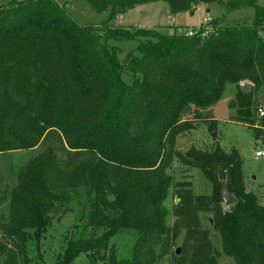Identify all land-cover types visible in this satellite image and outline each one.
<instances>
[{
    "label": "trees",
    "instance_id": "obj_1",
    "mask_svg": "<svg viewBox=\"0 0 264 264\" xmlns=\"http://www.w3.org/2000/svg\"><path fill=\"white\" fill-rule=\"evenodd\" d=\"M85 1L97 12L110 9L108 20L79 24L58 0L0 5V153L44 144L9 192L10 219L0 221L1 264H29L28 240L39 248L59 213L74 214L90 234L68 238L54 264H71L80 253L91 264H157L183 228L186 240L175 260L219 264L201 227L202 211L212 212L209 223L225 255L236 264H264V203L246 190L239 150L175 148L229 84L236 87L230 104L236 118L263 138L264 116L257 124L256 114L264 102V5L224 3L230 11L254 7L250 25L213 19L192 34H162L113 20L150 2L166 1L177 14L220 0ZM137 39L138 48L121 60L113 42ZM245 81L253 84L248 93L241 89ZM175 158L201 170L212 183L209 195L193 194L187 181L174 184ZM220 170L236 198L227 209ZM172 186L177 201L170 226ZM125 235L129 245L119 257L112 240Z\"/></svg>",
    "mask_w": 264,
    "mask_h": 264
},
{
    "label": "rangeland",
    "instance_id": "obj_2",
    "mask_svg": "<svg viewBox=\"0 0 264 264\" xmlns=\"http://www.w3.org/2000/svg\"><path fill=\"white\" fill-rule=\"evenodd\" d=\"M10 0H0V5L6 4ZM227 0H220L217 3H195L186 12L173 14L166 1L150 2L140 4L134 8L121 13L114 20L116 26L126 28L139 27L146 30H157L162 34H190L200 31V26L208 27V23L213 19H222L225 25L236 23H253L255 17L254 7H243L236 10H228L225 7ZM65 6L68 13L79 24H100L108 20L110 9L97 12L85 0H58ZM258 5H264V0H259ZM180 14V15H179ZM179 15V16H178ZM142 39L125 40L113 42L120 48V58L132 50H136ZM138 53V51H136ZM124 81L132 83L130 74L125 73ZM236 87L229 84L222 98L207 111L200 112L201 118L194 121V128L183 132L178 136L175 148L185 153L192 146L206 151H212L216 145L229 152L233 148L239 150L243 160V171L245 176V187L261 199L264 203V156H256V152L264 148L263 138L258 139L255 135L254 127L241 122L236 118L237 112L231 107L234 99ZM264 109V102L259 104ZM261 116L256 114L257 124ZM44 148V144L27 149L0 153V221L5 224L9 222V192L16 185L19 171L38 156ZM170 174L174 178V184L179 181H187L195 195H209L212 191V183L206 178L200 169L183 165L177 158L173 161ZM219 178V177H218ZM4 198L5 200H2ZM177 201L175 188L172 186L166 206L170 211L168 223L173 225L176 217L172 214V209ZM224 209L229 206L223 204ZM201 227L208 230L213 246L217 250V261L219 264H236L234 259L222 252L219 233L210 225L212 212H199ZM32 233V230H30ZM2 234V233H1ZM89 230L83 229L72 213H59L55 215L51 226L42 235L40 246L36 245L31 237L27 242V255L29 264H54L55 259L64 251L66 240L71 237L87 238ZM187 229L183 228L181 234L170 247L169 253L165 255L157 264H179L173 257V252L180 249L178 256L182 255V245L186 240ZM5 238L4 235H0ZM130 237L118 236L112 240L116 246L117 255L123 256L129 245ZM3 258H0V264ZM186 258L180 264H187ZM71 264H91L86 253H80Z\"/></svg>",
    "mask_w": 264,
    "mask_h": 264
},
{
    "label": "water",
    "instance_id": "obj_3",
    "mask_svg": "<svg viewBox=\"0 0 264 264\" xmlns=\"http://www.w3.org/2000/svg\"><path fill=\"white\" fill-rule=\"evenodd\" d=\"M253 84L250 82H242L241 83V89L243 93H248L252 90ZM263 142H264V135H263ZM219 179L222 182V195H223V201L226 205L231 206L235 203L236 198L235 196L229 191L226 181H227V174L224 170L219 171ZM212 224V219L210 220ZM180 253V249L177 250V254Z\"/></svg>",
    "mask_w": 264,
    "mask_h": 264
},
{
    "label": "built area",
    "instance_id": "obj_4",
    "mask_svg": "<svg viewBox=\"0 0 264 264\" xmlns=\"http://www.w3.org/2000/svg\"><path fill=\"white\" fill-rule=\"evenodd\" d=\"M191 34H192V32H191ZM258 115H260L261 117L264 116V109H263L262 107H260V108L258 109ZM256 156H258V157L264 156V148L259 149V150L256 152Z\"/></svg>",
    "mask_w": 264,
    "mask_h": 264
},
{
    "label": "crops",
    "instance_id": "obj_5",
    "mask_svg": "<svg viewBox=\"0 0 264 264\" xmlns=\"http://www.w3.org/2000/svg\"><path fill=\"white\" fill-rule=\"evenodd\" d=\"M180 14H181V13H180ZM180 14H179V15H180ZM179 15H178V16H179Z\"/></svg>",
    "mask_w": 264,
    "mask_h": 264
}]
</instances>
